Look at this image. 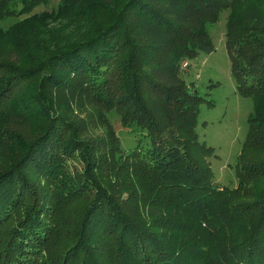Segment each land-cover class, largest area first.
I'll return each instance as SVG.
<instances>
[{
  "label": "trees",
  "instance_id": "1",
  "mask_svg": "<svg viewBox=\"0 0 264 264\" xmlns=\"http://www.w3.org/2000/svg\"><path fill=\"white\" fill-rule=\"evenodd\" d=\"M44 1L0 0V20ZM224 11L237 89L254 102L234 188L215 180L196 130L205 100L181 77L186 59L214 51L209 25ZM52 16L57 33L44 14L0 28L12 51L0 59V264H264V188L253 186L264 176V0H60ZM85 102L142 135L128 154L138 162L106 119L108 149L82 136ZM65 151H82L84 170L58 162ZM30 167L59 169L54 192L23 190ZM130 173L147 184L124 196ZM176 212L192 214L194 261L182 219L164 222ZM147 215L162 217L147 228Z\"/></svg>",
  "mask_w": 264,
  "mask_h": 264
},
{
  "label": "rangeland",
  "instance_id": "2",
  "mask_svg": "<svg viewBox=\"0 0 264 264\" xmlns=\"http://www.w3.org/2000/svg\"><path fill=\"white\" fill-rule=\"evenodd\" d=\"M59 1L60 0H46L44 4L37 5L29 12L0 20V28L8 29L18 20H23L33 15L44 14L46 16V24L44 26L48 28V30L57 33L60 29V24L59 21L57 22L56 19L53 18L52 12L57 9ZM20 6V4H17L15 8L18 10ZM227 11L222 13L218 22L209 25L210 37L215 46L214 51L209 54L202 53L193 59H186L184 61L186 63L183 64L181 77L185 80L187 87L192 92L199 93L203 96L202 99L205 100L200 106V115L196 130L198 141L214 149L210 157H208V160L211 161V166L215 173V180L220 186L234 188L238 184L236 175L237 170L242 169V166L237 163L249 131V116L254 111V102L252 97L241 95L237 89L236 79L232 72L231 62L226 48L225 31ZM7 45L8 44H6L4 40H0V59H10L12 51L8 49ZM4 48L8 50V54H6V51H3ZM1 74H7V72L0 71V75ZM211 100L214 102L213 105H209ZM75 109L80 119H75L74 121L78 122L81 127L85 125L86 128L85 132H87V134L82 135L83 137L89 139L92 143L101 145L103 148L102 151H104L106 146L108 149V144L112 136L106 124V119L112 129L115 130L116 134L120 136L121 152L124 154L123 157L133 160L131 162H138V158L134 159V157H130L128 154L138 147V142L140 140L139 136L142 135L134 132L132 127L125 126L122 116L118 112L112 110L103 116L101 110L93 105V103L89 102H85ZM81 152L82 151H75L72 153L65 151V153L58 156L57 161L62 163L66 162L68 168L72 171H82L84 170L85 164L79 159L81 157ZM60 171H62V169ZM130 171L131 170H129V172ZM24 172L26 175L28 174L29 182L25 184L23 190L30 189L32 187L31 183L36 181L41 184L45 183L43 185L44 188L54 192V177L50 176L56 175L59 169L54 168L50 173H47L45 170L30 167L29 169H24ZM241 173H244L243 169ZM260 176L262 175H258V177ZM136 177V174L130 173V178L132 180H127V182L125 180L120 183V185H122L120 187L124 190V196H127V189L129 188H136L138 191L144 189V184L147 183L141 180L143 174L138 179H136ZM252 182H250V184H252ZM253 186L256 188H264V176H262V178H257ZM244 190H246L247 196L242 198L240 202L247 200L251 191L249 186H246ZM23 196L24 194H21L17 197V204H20ZM63 212L66 219L67 214L65 210H63ZM162 213L164 215L163 210ZM161 217L162 215L158 217L147 215L146 227L148 228L154 220H160ZM191 217V213L179 214L176 212L171 214L168 220L164 219V222L168 221L173 224L178 223V221L182 219L183 225L179 224L180 230L184 229V231H181L183 237H185V240H189L188 244L192 247L184 252L186 255L185 259L188 262L196 260V256L200 257L198 248H196L198 247L196 245L197 243L193 244L192 242ZM160 228L167 229L166 226L159 224V228L154 229L155 232H152L154 236L159 237L161 234H165ZM147 231L150 232L148 229ZM169 232L175 237L181 236V233L177 230H169L167 233L169 234ZM149 234H151V232ZM210 245L213 246L212 243H210ZM186 260L184 262H187Z\"/></svg>",
  "mask_w": 264,
  "mask_h": 264
}]
</instances>
